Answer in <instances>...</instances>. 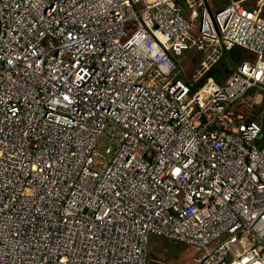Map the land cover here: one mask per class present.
<instances>
[{"label": "built area", "instance_id": "1", "mask_svg": "<svg viewBox=\"0 0 264 264\" xmlns=\"http://www.w3.org/2000/svg\"><path fill=\"white\" fill-rule=\"evenodd\" d=\"M248 1L0 0V264H167L149 234L202 248L194 264H264ZM233 48L251 61L203 78Z\"/></svg>", "mask_w": 264, "mask_h": 264}, {"label": "rangeland", "instance_id": "2", "mask_svg": "<svg viewBox=\"0 0 264 264\" xmlns=\"http://www.w3.org/2000/svg\"><path fill=\"white\" fill-rule=\"evenodd\" d=\"M228 2L229 0H213L212 4L214 7L217 6L218 4L225 5ZM254 2L255 0H249L247 3L253 4ZM227 53L228 52L223 54L219 63L215 67L220 72L224 73L223 77L227 75L229 76L233 72L237 64V61L230 59ZM240 58L241 60L244 59L247 61H251L250 56H248L243 52L241 53ZM182 65L184 68V74L182 72H178L175 77L181 78L185 81L187 80L188 82H192L194 80V77L198 74V71L195 70L196 64L194 60L191 59V62L187 60ZM216 82H220V81L216 79ZM259 112L260 109L255 108V113L259 114ZM106 144H107L106 137L102 136L99 139V147L100 145L104 146ZM147 247H148L149 256L151 258H156L159 262L160 261L166 262L167 264H194L196 259L199 258L203 252L202 248L197 247L195 245L170 240L155 234H149Z\"/></svg>", "mask_w": 264, "mask_h": 264}, {"label": "trees", "instance_id": "3", "mask_svg": "<svg viewBox=\"0 0 264 264\" xmlns=\"http://www.w3.org/2000/svg\"><path fill=\"white\" fill-rule=\"evenodd\" d=\"M228 53H227V55L229 56V58L230 59H233V60H236L237 61V63L241 60V58H240V56H241V50L239 49V48H233V49H231V50H229V51H227ZM240 52V53H239ZM226 53V52H225ZM224 53V54H225ZM223 56V55H222ZM221 59V58H220ZM220 59L218 60V62L212 67V68H210V70H208L205 74H204V77L203 78H206V77H215V79H217V80H221V78L223 77V75H224V73H222V72H220L217 68H215L216 67V65L219 63V61H220ZM228 76V75H227ZM226 77V76H225ZM201 79L200 81H199V83H198V86L202 83V81L204 80V79ZM255 108H259V109H261V107L260 106H258V107H253L252 109H250V110H246L245 108H244V105H243V103L242 104H240V103H237V105H236V108H235V110H237V111H244L245 112V119H250V118H254V117H256V114L257 113H255ZM254 109V110H253Z\"/></svg>", "mask_w": 264, "mask_h": 264}]
</instances>
